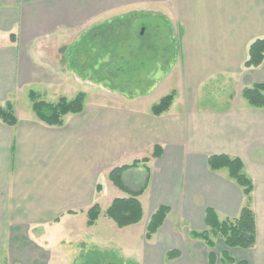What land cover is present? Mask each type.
<instances>
[{"label": "crops", "instance_id": "1", "mask_svg": "<svg viewBox=\"0 0 264 264\" xmlns=\"http://www.w3.org/2000/svg\"><path fill=\"white\" fill-rule=\"evenodd\" d=\"M140 10L160 11L170 32L176 31L173 59L150 90L176 71L169 109L153 114L154 102L139 100L149 90L119 97L109 92L118 99L114 102L106 101L104 92L101 99L86 93L83 110L64 116L61 125L39 120L30 91L46 102L79 91L69 52L58 77L39 42ZM262 37L264 0H0V105L11 102L17 118L14 125L0 120V264H70L83 242L75 224L93 203L100 206L102 180L113 187L108 172L149 156L155 145L160 155L147 163V186L138 198L141 205L146 199L148 219L159 205L169 212L148 240L144 229L149 255L154 258L158 249L154 236L158 244L181 224L186 242L181 247L170 241L168 248L181 252L168 264H208L210 252L215 264H230L220 260L226 251L231 264H264V108L249 106L241 95L244 87L264 83V60L255 68L243 66L249 44ZM218 154L240 158L252 180L256 237L251 248H228L220 237L210 248L192 236L206 228L207 208L232 218L244 202L226 169L208 167V156ZM135 170L145 172L139 166L125 173ZM98 218L86 226L94 227Z\"/></svg>", "mask_w": 264, "mask_h": 264}, {"label": "trees", "instance_id": "2", "mask_svg": "<svg viewBox=\"0 0 264 264\" xmlns=\"http://www.w3.org/2000/svg\"><path fill=\"white\" fill-rule=\"evenodd\" d=\"M133 15L115 18L111 21L98 24L87 29L80 39L68 48L70 55V63L75 64L74 67L81 71V74L93 81H100L101 77L98 74L101 70H105L111 77L110 80H122L118 69H112V64L127 61L130 56L126 52L128 43L132 41V20ZM156 33H158L156 31ZM13 34L11 35V38ZM131 39V40H130ZM157 41V40H156ZM161 51H167L172 54L173 46L175 45L172 38L166 41H157ZM171 51V52H170ZM130 53V52H129ZM82 54L85 56V62H77L74 55ZM105 54L109 55L107 61H101ZM133 56V55H132ZM165 59V58H164ZM163 59V60H164ZM264 60V37L255 38L248 46L247 58L243 63L245 68L258 67ZM119 61V62H118ZM98 65V68H93ZM97 75V78H96ZM133 80V79H132ZM126 81V80H125ZM134 81V80H133ZM126 82H131L128 79ZM124 92V90H123ZM242 98L247 104L254 108H264V83H256L242 90ZM29 98L31 107L37 118L49 125H61L63 117L68 114H77L83 110L86 95L84 92H78L72 98L64 96L59 97L55 102H46L40 100L37 95L30 91ZM174 93L169 92L159 99L157 103L151 106V112L155 115L167 111L173 101ZM0 120L14 125L17 121L13 104L6 102L0 105ZM161 147L155 145L149 156L135 159L130 164H122L113 167L108 172V178L111 183L119 190L127 194L126 197H117L112 199L110 204L105 209V215L111 219L115 226L124 228L138 223L142 219L143 210L139 200V196L144 192L148 181L147 163L150 158H155L160 155ZM207 165L211 170L226 169L229 178H231L242 190L244 202L240 208L239 214L236 217L220 218L217 213L207 208L205 210L204 225L205 229L200 232H192V236L202 239L210 248L214 245V238L220 237L228 248H251L255 243L256 230L255 218L251 208V192L253 189L252 180L243 170V163L238 157H231L226 154L210 155L207 158ZM143 166L145 170L143 183L137 189H130L123 181V173L129 169ZM97 191H100V186L97 185ZM169 212V207L159 205L156 210L149 216L145 225V239H150L157 232L166 215ZM69 213H73L72 211ZM100 214V206L93 203L86 211V225L92 226ZM114 254L108 251L90 250L81 255L82 262L77 264H117L110 262ZM167 260L174 259L179 256V250L170 249L165 254ZM222 262L234 263L235 261L226 251L220 255ZM75 263V264H76ZM216 256L210 252L208 255V264H215ZM129 264H134L129 262ZM236 264H246L245 262H237Z\"/></svg>", "mask_w": 264, "mask_h": 264}, {"label": "rangeland", "instance_id": "3", "mask_svg": "<svg viewBox=\"0 0 264 264\" xmlns=\"http://www.w3.org/2000/svg\"><path fill=\"white\" fill-rule=\"evenodd\" d=\"M132 15L134 18L132 20V41H130L128 43V46L126 47V52L130 56L127 58L126 62H124V59L120 64H110L112 69H118L116 72L120 73V76H122V80L115 79L112 81L110 80L111 77L107 74V72L105 70H101L98 74V77H101V80L93 81L88 77L83 76L81 74V71L75 66L74 70L72 71H74L75 73V82H77L76 85L77 89L79 90L78 92H84L86 97V93H88L90 95V98L99 99H101V96H104V92L106 93L104 96L106 101L114 102L118 99H114L112 97L113 95H107L110 94L109 92L114 93L115 96H118L123 92V90V93L127 95L146 94V92L149 90L148 94H146L145 96L143 95L144 97H140L139 100H141V102L148 101L157 103L161 96L165 95L166 92L167 94L169 93V89L177 87L178 74L175 71L170 79L162 81L157 89L150 92L153 87V80H156V78L160 77L163 78L166 66H168L173 59L168 51L167 56L164 57L165 51H161V49L158 47L157 41L160 42V40H167L168 42L170 38H172V35H176V31L174 30L175 34L172 33V31L170 32L171 25L169 24L167 19L163 17L160 11L140 10ZM122 17L124 18L126 16ZM85 30L86 29L59 32L58 34L43 40V42H39L38 46L43 49V54L47 55L44 61H46V63H50L52 69L58 70V77H61V73H63L61 71L65 72L67 63H69L70 67H73V65H75L71 64L70 60L67 62L65 60V56L68 52L69 46L78 41L84 34ZM156 31L158 33H156ZM172 39L176 45V41L178 40L176 36ZM175 45L173 46V48H171L173 50L172 53L175 51ZM74 59L77 62L86 61L85 56L82 54H75ZM108 59L109 55L105 54L102 60H100L99 62L107 61ZM93 68L97 69L98 65H95ZM44 78L49 79V74L45 75ZM128 79H130L131 82H126ZM58 87L59 86H55L56 89H58ZM23 99H25V97H23ZM130 163L131 161L127 162L126 164ZM135 172L136 173L132 171L127 173L124 172L126 174V177H124L123 173L125 184L132 190H135L142 185L143 177L145 174V172L141 173L137 170H135ZM105 180L106 179L102 180L104 189L100 197L101 211L96 225L94 227L88 228L86 226L85 217H83L82 219H77L75 227L77 228L79 237H83V242L80 243L79 241L78 246H81L82 249L74 253L70 264L82 262L81 255L95 249L100 251H108L109 253L114 254L112 259H110V262H114L117 264H129L130 261L134 264L170 263L168 262L170 260H167L165 256L167 250L170 249L168 248L170 245V241L174 240L173 243L181 247L186 242L187 236L182 225L176 224L174 228L176 232L174 235H171L170 232L166 233V236L161 235L160 239L158 240V244L157 235L153 237L152 244H156V249H158L154 251V258H152L149 255L150 250H146L147 243L143 239V232L149 215L145 197H143L142 199V206L144 207V215L142 216V219L134 225H130L124 228H118L115 226L114 222L105 215V209L108 205V201H111V199H113L115 196H126V193L116 189L114 186L111 187V185L108 182H105ZM167 225L170 226L171 223H168ZM89 233L91 236L89 235ZM96 233H98L99 236L98 240ZM177 246L173 249L179 250L180 255L181 250ZM164 249H166V251ZM152 259L153 261H151ZM61 264H67V262H61Z\"/></svg>", "mask_w": 264, "mask_h": 264}]
</instances>
